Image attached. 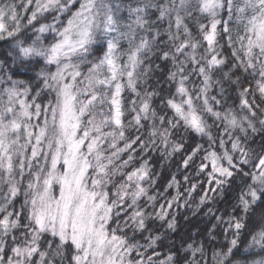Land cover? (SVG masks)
Wrapping results in <instances>:
<instances>
[{"label":"snow or ice","instance_id":"snow-or-ice-1","mask_svg":"<svg viewBox=\"0 0 264 264\" xmlns=\"http://www.w3.org/2000/svg\"><path fill=\"white\" fill-rule=\"evenodd\" d=\"M0 264H264V0H0Z\"/></svg>","mask_w":264,"mask_h":264},{"label":"trees","instance_id":"trees-1","mask_svg":"<svg viewBox=\"0 0 264 264\" xmlns=\"http://www.w3.org/2000/svg\"><path fill=\"white\" fill-rule=\"evenodd\" d=\"M181 157L177 155L170 161L162 160L159 157L153 158L154 170L160 173L161 182L164 183L172 175H176L177 179H181L184 170L180 168ZM183 191V188L181 189ZM200 189L194 194V200L198 199ZM195 207V203L192 204ZM209 220L201 210L198 214L193 215L191 208H181L177 214V233L172 234V238L179 243L182 238H187L190 233H195L199 230L208 227Z\"/></svg>","mask_w":264,"mask_h":264}]
</instances>
